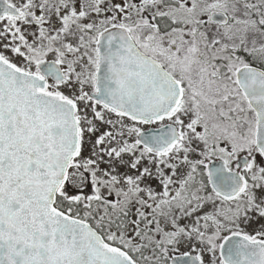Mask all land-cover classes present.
Masks as SVG:
<instances>
[{"label": "snow or ice", "instance_id": "snow-or-ice-1", "mask_svg": "<svg viewBox=\"0 0 264 264\" xmlns=\"http://www.w3.org/2000/svg\"><path fill=\"white\" fill-rule=\"evenodd\" d=\"M0 264H264V0H0Z\"/></svg>", "mask_w": 264, "mask_h": 264}]
</instances>
